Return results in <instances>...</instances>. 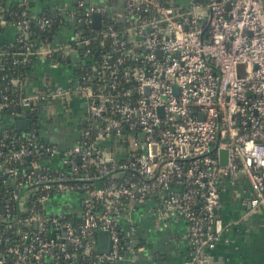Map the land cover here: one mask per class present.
Returning <instances> with one entry per match:
<instances>
[{
    "label": "built area",
    "instance_id": "obj_1",
    "mask_svg": "<svg viewBox=\"0 0 264 264\" xmlns=\"http://www.w3.org/2000/svg\"><path fill=\"white\" fill-rule=\"evenodd\" d=\"M96 1L76 0L68 16L75 28L69 44L53 46L42 41L35 50L33 43L24 44L37 59L58 54L59 61H51L57 64L73 55L79 68L88 65L89 69L75 75L70 84H57L48 94H25L19 100L28 107L48 98H81L87 120H93L98 131L83 129L77 147L60 152V166L74 157L83 164L92 163L98 177L126 178L88 191L77 213H82L78 228L61 224L55 212L31 216L27 225L41 226L34 228L40 231L49 225L50 235L30 237L21 231L30 243L14 250L12 264H25L29 258L35 264L48 258L59 264L61 255L70 264H81L72 261L77 256L70 252L72 248L90 254V264H116L123 256L115 222L145 199H152L154 213L162 221L179 218L187 223L194 251L189 264H199L222 232L216 211L224 181L243 177L251 190L250 211H264V0ZM95 13L100 15L98 28L92 25ZM30 18L23 10L12 24L19 38L27 34ZM4 22L0 17V23ZM37 23L40 28L51 27L46 18ZM78 24L90 26V37L107 47L100 61L87 49L89 36ZM100 75L108 84L96 90L93 81ZM10 82L22 85L23 81L12 78ZM7 105L0 103V111ZM34 138V133L27 137L32 149L22 146L9 153L7 160L21 163L28 154L39 155ZM82 139L90 140L83 143L85 148L80 145ZM47 152L53 157L59 151L49 145ZM29 168L25 183L18 180L23 169L7 171L15 188H24L13 199L21 210L33 212L29 200L34 191L40 185L50 188L53 180L37 172L34 158ZM55 190L70 191L62 183ZM122 197L133 204L121 207ZM48 199L42 195L39 202L45 204ZM95 203L103 207L101 215L95 213ZM99 230L109 234L107 253L98 252Z\"/></svg>",
    "mask_w": 264,
    "mask_h": 264
},
{
    "label": "crops",
    "instance_id": "obj_2",
    "mask_svg": "<svg viewBox=\"0 0 264 264\" xmlns=\"http://www.w3.org/2000/svg\"><path fill=\"white\" fill-rule=\"evenodd\" d=\"M94 2H98L93 0ZM7 6L27 5L32 16L48 10L53 18L60 16V23L53 46L69 44L74 38V25L69 14L75 9L76 0H2ZM0 43L16 42L18 29L5 21L0 23ZM64 62L54 64L46 58L38 59L31 65L22 82L26 94H48L57 84H70L78 61L67 55ZM18 111L8 119L12 126L14 119H20ZM88 117L86 105L81 98L68 100H42L39 103L38 122L40 136L50 146L59 151L52 157L51 166L61 164L60 152H67L79 144L83 126ZM14 128V126H12ZM15 129V128H14ZM84 196L69 192L55 198L49 206L51 211H70L80 213ZM251 190L243 177H235L223 183L217 218L222 225L215 246L207 251L208 264H264V211H250ZM152 199H145L130 207L123 215L121 228L128 237L129 247L118 264H189L193 257V247L188 237L185 221L177 218L166 223L154 213ZM55 235L54 232L51 233ZM62 234H60V237ZM43 264H54L48 258ZM107 264V263H106Z\"/></svg>",
    "mask_w": 264,
    "mask_h": 264
},
{
    "label": "trees",
    "instance_id": "obj_3",
    "mask_svg": "<svg viewBox=\"0 0 264 264\" xmlns=\"http://www.w3.org/2000/svg\"><path fill=\"white\" fill-rule=\"evenodd\" d=\"M23 10L27 11L29 17H31L27 34H24L23 38H19L20 34L18 33L16 42L12 44L0 43V65L4 66L3 69H0V103H8V105L3 107L0 111V256L3 258L2 264H12L16 258L14 250H21L24 245L30 243V240H24L22 238L21 231L28 232L30 237L36 234L47 238L50 235L51 229L49 228V225L46 226L44 231H40L34 229L32 226H28L27 222L33 215L53 213L49 203L51 204L55 198L60 195H67L69 192H75L76 194L78 193L79 195L86 197L88 196V191L97 185L105 186L112 180L120 182L121 179L126 178H116L112 175L98 177L96 168L92 163L83 164L82 162H78L74 157L68 159V163L62 166H51L52 157L47 152V146H49V144H47L46 141H43L40 136V126L38 122L39 104L34 103L32 106L24 107L19 100L21 96L26 94L22 85L12 83L10 80L14 78L24 81L29 67L38 61L35 56L29 55L26 52L24 44L33 43L34 47L32 49L35 50L39 46V42H52V40L55 39V34L57 33L60 23L63 22V19L60 16L53 18L48 10H44L37 16H32L27 5L14 4L7 7L2 0H0V17L11 25L20 18ZM107 14H109V11ZM41 18L49 19L51 21V27L40 28L37 19ZM0 26L2 25L0 24ZM78 28L84 31V34L89 36L88 38L90 39V42L87 45V49L91 50V55L94 60L100 61L102 56L108 51L107 47H101L98 41L90 37V26L86 27L85 25L78 24ZM47 60L50 62L59 61L58 54H52ZM87 69H89L88 65L80 66L75 75H81ZM103 72H105V76H108L106 70ZM104 78L105 77L102 75L95 77L93 85L96 90H98L97 87L101 86L104 82L108 84V79L105 78L104 81ZM3 97H6L7 99L4 100ZM16 106H19V113L28 116L32 120V127L30 130L25 132L17 131L9 124L8 119L14 117L17 112L15 108ZM95 125L96 124L93 120H87L83 129L88 128L97 132L98 130ZM2 131H4L6 136H3ZM33 133L36 134V138L33 139V142L38 145L40 154L37 156L28 154L23 157L21 163L8 161L7 155L13 151L19 150L20 147L27 146L29 149H32V147L28 145L27 137ZM89 141L90 140L82 139L80 143L82 148H85ZM59 156H62L61 153ZM33 158L39 165L37 172L47 174L53 181L50 182V188L45 189L43 185H40L34 191V198L29 200V206L33 208V212H30L29 210H21L17 201L13 199V194L17 193L20 195L24 188H20L19 190L15 188V182L12 180V177L7 170L9 168H17L20 171L23 169L24 172L18 175V180L25 183L31 171L29 168V162ZM74 167L76 170H74ZM128 177L129 176L127 175V178ZM58 183L66 185L70 191H56L55 186ZM46 194L49 197L47 202L45 204L39 202L40 196ZM120 204L121 207L125 208L126 206L133 204V202L127 197H122L120 199ZM94 211L97 215H101L104 209L102 206L95 203ZM69 212L70 211L64 210L55 213L58 214L61 224L72 223V226L78 228L82 222V213L81 215H78ZM126 212L127 211H124L122 215ZM121 220L122 219L115 222V229L117 230L120 239L121 248L119 253L124 257L129 247V242L128 237L125 236V233L121 228ZM70 252L77 254V256L72 259L74 263L90 264L92 261L91 255L84 252L81 248H72ZM78 255L79 259L77 258ZM61 256L58 258L59 264L71 263V261L65 260ZM25 264H35V261L29 258L26 260Z\"/></svg>",
    "mask_w": 264,
    "mask_h": 264
},
{
    "label": "water",
    "instance_id": "obj_4",
    "mask_svg": "<svg viewBox=\"0 0 264 264\" xmlns=\"http://www.w3.org/2000/svg\"><path fill=\"white\" fill-rule=\"evenodd\" d=\"M99 18H100V15L98 13H95L92 15V25L94 28L99 27ZM75 40H78V37H76ZM82 47H84V46H82ZM81 63L84 64L83 61ZM15 108H16V111H19V106H16ZM12 126H14L15 130H17V131L25 132V131H28L31 129L32 120L28 116L22 114L20 119H14L12 121ZM141 139H142V136H141ZM116 144L118 145L120 143L117 142ZM122 145L124 146L125 142H122ZM223 162L224 161H222V163ZM121 175H122V173L120 174V176ZM34 228H42V227L38 226V225H34ZM97 244H98L97 247H98L99 253L109 252V250L111 248V241L109 239V234L107 231L99 230L97 232ZM206 257L202 261H200L199 264H208L209 259H207Z\"/></svg>",
    "mask_w": 264,
    "mask_h": 264
}]
</instances>
